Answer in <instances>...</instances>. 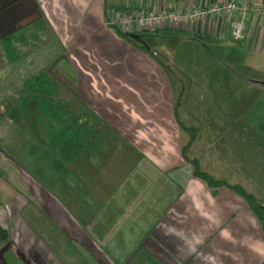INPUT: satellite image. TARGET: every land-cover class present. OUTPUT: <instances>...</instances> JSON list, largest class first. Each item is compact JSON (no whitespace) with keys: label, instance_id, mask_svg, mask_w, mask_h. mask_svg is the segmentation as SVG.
Instances as JSON below:
<instances>
[{"label":"crops","instance_id":"0c3cea01","mask_svg":"<svg viewBox=\"0 0 264 264\" xmlns=\"http://www.w3.org/2000/svg\"><path fill=\"white\" fill-rule=\"evenodd\" d=\"M223 1L0 0V83L14 74L22 85L46 72L64 91L66 99L58 100L78 99L71 117L89 129L62 180L55 175L45 186L22 180L30 201L20 196L7 204L0 193V225L10 234L0 245V264H264V234L246 201L192 173L190 160L203 164L193 155L199 131L186 151L189 160L182 154L189 133L180 123L192 125L179 115L184 89L174 53L168 60L169 51L150 46L146 34L135 44L105 23L108 9H193ZM145 33L190 42L198 58L210 53L208 42L264 70V17L251 11L242 40L222 18ZM192 65L197 71V62ZM5 66L11 69L4 72ZM189 80V100L198 92V100H214L202 89L212 82L196 74ZM216 175L226 181L224 172Z\"/></svg>","mask_w":264,"mask_h":264},{"label":"rangeland","instance_id":"374dc122","mask_svg":"<svg viewBox=\"0 0 264 264\" xmlns=\"http://www.w3.org/2000/svg\"><path fill=\"white\" fill-rule=\"evenodd\" d=\"M144 37L150 46L169 51L166 55L168 60H172L174 53L177 62L174 72L182 81L181 90L184 89L179 115L185 123L199 131L193 155L201 159L200 164L203 162L200 168H208L202 170L213 177L224 172L222 179L231 184H240L264 205V86L249 83V80L264 81V70L254 67L248 61V56L235 53L226 55L224 51L212 48L208 42L204 44L210 53L205 58H198L193 56V44L181 42L177 36L147 33ZM202 59L209 61L211 71L206 69L207 63H202ZM196 62L197 71L192 65ZM9 69L10 66H5L4 72ZM207 72L210 80L206 79ZM195 74L201 81L212 82L213 85L201 88L212 91L214 100H198L199 92L196 93L197 100H189V79ZM28 79L21 81L22 85H17L15 83L18 80L12 74L10 79L0 83V185L3 186L0 193L5 196L7 204L10 198L21 196L28 201L33 198L22 180L31 182L30 179H33L45 186L47 178L53 180L58 174L50 167L48 160L40 159L41 149L33 154L30 152V146L35 140L29 116L32 115L34 104H31L33 108L30 107L27 100L30 92L23 85ZM207 94L203 93V97ZM64 97V91L57 87L55 98L66 99ZM74 100H64L71 109V116L79 112L78 99L75 97ZM105 157L111 159L112 151L109 150ZM216 162L221 165L217 166ZM74 173L77 174V169ZM90 173L93 175L95 170L90 169ZM60 187L61 184L56 189L61 191ZM3 201L4 198H0L4 204ZM40 216L46 220V214Z\"/></svg>","mask_w":264,"mask_h":264},{"label":"trees","instance_id":"16d2710c","mask_svg":"<svg viewBox=\"0 0 264 264\" xmlns=\"http://www.w3.org/2000/svg\"><path fill=\"white\" fill-rule=\"evenodd\" d=\"M117 32L129 41L139 44L131 37V34ZM145 34L147 33L144 32L139 35L143 36ZM146 50L149 49L146 48ZM23 85H26L30 92L27 99L30 107H32L31 104H34L32 115H29L35 140L30 146V152L33 154V152L41 149L40 159L48 160L53 171L58 173L56 175L58 180H62L70 173L71 166L74 165L75 160L89 141V129L84 123L71 117L67 103L54 97L57 85L54 84L46 72H40L30 77L28 82ZM180 126L189 133V140L182 147L183 156L189 160L186 151L194 141L197 130L194 127H185L182 123H180ZM190 163L193 168V175L204 180L208 187L213 190L225 187L241 196L260 222L264 234V205L259 202L255 195L238 183L230 184L224 180L214 178L200 168L197 159L190 160ZM9 237L8 230L0 225V245L6 243Z\"/></svg>","mask_w":264,"mask_h":264},{"label":"built area","instance_id":"2783aa9c","mask_svg":"<svg viewBox=\"0 0 264 264\" xmlns=\"http://www.w3.org/2000/svg\"><path fill=\"white\" fill-rule=\"evenodd\" d=\"M251 11L256 17H264V5L261 0H227L193 9L166 8L161 11L137 12L129 9L106 11L105 23L115 31L129 34H140L156 30L191 25L195 22L222 18L229 22L231 35L235 40L244 39L246 13ZM240 15L239 20H234Z\"/></svg>","mask_w":264,"mask_h":264},{"label":"water","instance_id":"95a60500","mask_svg":"<svg viewBox=\"0 0 264 264\" xmlns=\"http://www.w3.org/2000/svg\"><path fill=\"white\" fill-rule=\"evenodd\" d=\"M131 37H132L134 40H136V41L143 42V40H142V36H140L139 34H131ZM249 83L264 86V81H259V80H249Z\"/></svg>","mask_w":264,"mask_h":264}]
</instances>
